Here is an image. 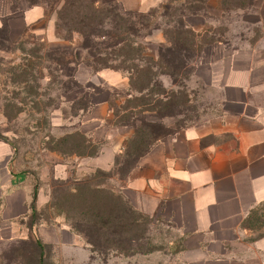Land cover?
I'll use <instances>...</instances> for the list:
<instances>
[{
	"label": "rangeland",
	"instance_id": "rangeland-1",
	"mask_svg": "<svg viewBox=\"0 0 264 264\" xmlns=\"http://www.w3.org/2000/svg\"><path fill=\"white\" fill-rule=\"evenodd\" d=\"M38 2L45 4L49 15L56 14L58 5L54 4V0ZM183 4L185 0H166L151 13L134 14L131 17L134 22L133 40L144 46L149 55L156 56L161 44L159 41L165 42L167 24L172 19L175 20L172 14L178 9L179 17ZM11 5L12 8L18 7L19 3L11 1ZM103 7L112 12L117 11L114 6ZM118 14L127 18L120 12ZM188 19L200 34L197 41L203 48L190 55V59L186 58L188 61L184 60L182 66L180 60L185 51L180 48L181 51L176 55L178 65L174 67L180 73L160 76L157 79V90L161 93L154 97L163 102L158 111L125 121L118 118L123 113L121 107L131 98L129 83L128 86L113 87L96 78L90 80L85 76L79 79L78 70L89 69L94 72L86 64L89 55L82 49L79 36L74 35L71 46L62 48L67 50L66 54L53 51L57 48L34 35L21 36L18 30L0 40V142L12 146L10 160L12 159L13 171L16 175H21L20 179H24V184H36L38 188H45L48 194L53 193L56 180L51 175V157L63 159L70 165L76 163L77 158L80 159L76 155L62 156L54 152V149L71 152L74 139L79 140L77 133H83L81 124L88 117L87 113L96 101L103 98L109 99L110 112L106 126L112 131L111 136L96 141L91 133L86 135L100 145V154L109 150L112 145H118L121 153L116 155L110 171L102 170L105 172H98L101 169L90 167L91 158H84L83 164L87 166L83 173L86 175L81 180H87L94 186L101 185L114 192H121L120 188L128 173L136 167L140 159L133 152L136 148L144 155L159 140L183 129L202 125L220 114L218 91L205 87L202 79L197 78L196 71H199L201 77L208 78L213 63L215 69L220 70L221 65L217 62L224 53L264 49V0H257L254 6L243 10L225 9L220 0H213L204 10L188 16ZM105 29L108 30V26ZM42 44L49 52L44 50L35 57L30 56L29 53H36ZM78 51L81 53L80 58L77 57ZM28 63L31 64L32 77L24 78L20 68ZM185 63L189 67L185 68ZM65 64L68 65L64 68ZM171 68L174 69L169 65V69ZM71 76L73 79L69 78ZM25 79L27 84L23 83ZM163 92L173 94L175 103L172 101L168 104L169 101L166 104V99L161 96ZM135 97L138 94L133 93V98ZM136 103L138 102L133 101L132 105ZM79 107H85L88 111L85 112ZM115 114H119L117 119ZM125 134L128 137L124 140ZM68 136H74V139L61 141ZM12 174L15 176V173ZM76 179H70V184L74 185ZM58 193L59 197L63 195L60 190ZM128 202L134 211L131 212L129 206L118 207L122 214L121 223H118L119 214L115 208L109 209L103 216L110 225L121 224L126 229L121 234H108L109 245L113 248L119 247V251L91 252L80 238L78 245L86 247L90 253L84 264H184L183 236L175 223L163 215H144L129 200ZM67 211L63 206V211L51 210L44 217L50 224L67 226L68 219L65 217L71 218L74 215L63 213ZM94 214L91 219H95ZM246 226L264 232V207L251 214ZM16 242L9 240L7 233L0 236V264H37V251L33 245L25 242L19 248V245L15 246ZM47 248V259L43 264H81V258L76 253H69L62 247Z\"/></svg>",
	"mask_w": 264,
	"mask_h": 264
},
{
	"label": "crops",
	"instance_id": "crops-1",
	"mask_svg": "<svg viewBox=\"0 0 264 264\" xmlns=\"http://www.w3.org/2000/svg\"><path fill=\"white\" fill-rule=\"evenodd\" d=\"M93 1L119 5L125 12L148 13L166 0ZM17 9L20 19L13 17L11 25L19 35H34L55 48L71 46L57 38V15H49L46 6H30L24 0ZM15 13L11 1L3 0L0 28L3 19ZM217 63L220 70L211 64L208 78L199 71L196 76L205 87L218 91L220 114L159 140L138 160L120 190L142 214L163 215L175 223L183 236L184 264H264V232L246 226L251 214L264 207V49L226 52ZM77 76L103 80L113 87L129 83L124 75L109 69L99 73L81 69ZM108 100L96 101L81 124L82 132L91 133L96 141L108 139L112 133L106 126ZM127 137L123 135L124 140ZM120 153L119 146L112 145L90 159V167L110 171ZM12 154V146L0 142V236L7 233L16 242L30 234L18 221L30 215L34 203L37 210L46 207L51 195L40 186L34 199L36 184L26 185L16 175ZM51 158L52 179L85 177V159L77 158L70 165ZM31 237L43 246L78 254L81 264L90 256L86 247L78 245L80 237L65 225L40 223Z\"/></svg>",
	"mask_w": 264,
	"mask_h": 264
},
{
	"label": "trees",
	"instance_id": "trees-1",
	"mask_svg": "<svg viewBox=\"0 0 264 264\" xmlns=\"http://www.w3.org/2000/svg\"><path fill=\"white\" fill-rule=\"evenodd\" d=\"M2 1L3 0H0V3ZM11 1L20 4V2L24 0ZM25 1L29 3L30 6L40 4L38 0ZM212 1L213 0H185V4L182 5V9L180 10V18L178 17V9L176 13L174 12L172 14L175 20L172 19L167 24L166 33L164 35L165 42L159 45L156 56L149 55L144 46L139 45L133 40L134 22L131 17L136 13L125 12L116 4L109 5L117 8L116 12H112L109 11L108 8L103 7L106 6V4H97L93 0H54V4L56 6L58 5L55 10L57 15L56 36L61 40L71 43L74 41V35L79 36L82 41V49L87 51L89 55V57L86 58L88 67L92 68L95 73L107 69L113 70L121 73L128 79L129 87L131 88L129 96L133 98V93H136L138 97L128 99L126 104L121 107L123 113L120 111L122 114L120 118H118L119 114H115L114 117L115 119L118 118L124 121L131 120L132 118L136 119V117L140 115L156 112L160 108L161 103H163L162 100L160 101L158 98L154 97L161 93L157 90L159 86L157 84V79L160 76H173V74L178 75L180 73L178 69L174 68L175 65H178L176 55L178 51H181L180 48H183L182 51H185V55H183L185 59L181 58L180 60L181 66L182 62H185L184 60L190 59V55L197 53L203 48L197 41L200 34L197 33L194 25L189 21L188 16L204 10ZM256 2L257 0H220L221 6L229 10L247 9L254 6ZM17 8H19V6L12 8L13 12H16L14 16L3 19V27L0 28V40H4L5 36L8 37L9 33L17 31L14 26L11 25V19H20V12ZM152 11L153 9L148 13ZM118 12L122 13V15L127 18L122 17ZM105 26H108L109 29L106 30ZM206 43L207 42H205V45L207 46L208 44ZM45 48L46 46L42 44L36 50V53L29 54L35 57L39 52L46 50ZM21 50L23 52L25 51L23 48H21ZM53 51L63 52L64 54L67 52V50L62 48H57ZM45 52L49 51L46 50ZM57 63L60 64V62ZM187 64L185 63L183 66L185 68L189 67ZM66 65L68 64H65L64 68ZM169 65L174 68H171L172 71L169 69ZM20 69H22V76L24 78L32 77L31 64H25L24 68L21 67ZM69 78L73 79V76ZM23 83L27 84V79H25ZM172 95L163 92L161 96L166 99V104L169 101L168 104H171L172 101L175 103ZM133 101L138 103L132 105ZM93 107L94 105H92L87 115L91 113ZM79 108L85 112L88 111L85 107ZM73 137L74 136H68L61 141L64 142L69 139H74ZM76 137H78L79 140L76 141L74 139V148L70 153H67L63 149H54V152H58L62 156L76 155L81 159H92L100 155V145L95 144L93 138L81 132L77 133ZM153 146L148 148L145 154L149 152ZM137 150L136 148L133 152H135L139 158L145 155ZM98 172L105 171L99 170ZM69 181L70 180L55 181L50 203L41 210H37L34 203L30 215L26 219L24 218L18 221L21 225L29 229L30 234L28 238L25 237L17 241L15 246L19 245L18 247L21 248L20 244L30 242L37 251V264H43L47 259V247L49 246H43L39 240L34 241L31 237L32 231L35 226L40 223L50 224L44 217L45 214L51 210L63 211V206L68 210L63 213L74 214L71 218L70 216L65 217L68 219L67 226L75 235L85 242L91 252L103 253L104 251H119V247L113 248L109 245L110 239L108 237L118 232L121 234L126 229L121 224L114 226L110 225L109 221L103 218V216L109 209L114 210L115 208L118 210L119 214L117 216L118 223H121L122 214L119 213L120 208L118 207L129 206V208H127L131 212L134 211L127 198L124 197L121 192L106 190L101 187V185L94 186L88 183L87 180H74V185H71ZM59 190L63 194L61 197H59ZM37 193L38 186L36 185L34 194L35 200L37 198ZM93 214L95 219H91ZM139 217L142 216L139 215Z\"/></svg>",
	"mask_w": 264,
	"mask_h": 264
},
{
	"label": "water",
	"instance_id": "water-1",
	"mask_svg": "<svg viewBox=\"0 0 264 264\" xmlns=\"http://www.w3.org/2000/svg\"><path fill=\"white\" fill-rule=\"evenodd\" d=\"M80 56H81V53L78 51L77 52V57L80 58Z\"/></svg>",
	"mask_w": 264,
	"mask_h": 264
}]
</instances>
